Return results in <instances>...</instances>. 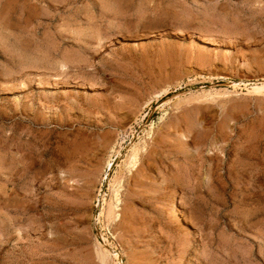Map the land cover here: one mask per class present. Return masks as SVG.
<instances>
[{
  "label": "rangeland",
  "instance_id": "374dc122",
  "mask_svg": "<svg viewBox=\"0 0 264 264\" xmlns=\"http://www.w3.org/2000/svg\"><path fill=\"white\" fill-rule=\"evenodd\" d=\"M257 86L264 0H0V264H264Z\"/></svg>",
  "mask_w": 264,
  "mask_h": 264
},
{
  "label": "bare ground",
  "instance_id": "6f19581e",
  "mask_svg": "<svg viewBox=\"0 0 264 264\" xmlns=\"http://www.w3.org/2000/svg\"><path fill=\"white\" fill-rule=\"evenodd\" d=\"M237 83H234V86L236 85ZM264 88V86H257V87H255L254 89L256 90V91H260V90H262ZM205 97V96H204ZM111 124V123H110ZM202 133V132H201ZM199 135V137L196 135V137H198L199 138V141L201 140V141H203L202 139V135L199 133L198 134ZM212 137V136H211ZM198 141V142H199ZM89 142V141H88ZM102 142V141H101ZM197 142V141H196ZM93 143V142H92ZM91 143V144H92ZM96 143H98V142H96ZM200 143V142H199ZM181 144H183V143H181ZM189 144V143H188ZM210 144V143H209ZM87 145V144H86ZM89 145V144H88ZM97 145V144H96ZM99 145V144H98ZM187 145V144H186ZM244 145V144H243ZM100 146V145H99ZM90 147V146H89ZM185 147V146H184ZM240 147V146H239ZM96 149H97V147H95ZM95 148L93 149V150H95ZM88 149H90V148H88ZM101 149V148H100ZM88 151V150H87ZM133 151V150H132ZM86 152V151H85ZM89 152V151H88ZM88 152H86V153H88ZM137 153H138V149L137 150H134L133 151V153H132V155L130 156L131 157V163L132 164H135V161H136V156H137ZM209 153V152H208ZM89 154V153H88ZM85 157V156H84ZM236 157V156H235ZM138 159V158H137ZM217 155L216 154H213V155H211V158L209 159V160H211L212 162H213V164L212 165H210L211 167L210 168H208V181H210V188H211V190L214 188V185L216 184V175H217V166L215 165V164H217ZM130 160V159H129ZM219 160H221L220 158H219ZM235 160V159H234ZM205 162V161H204ZM219 162V161H218ZM221 165V164H220ZM219 165V166H220ZM236 165V164H235ZM202 166V165H201ZM130 167V166H129ZM207 171V170H206ZM231 175V174H230ZM74 176V175H73ZM218 176V175H217ZM234 177V176H233ZM206 180V179H205ZM232 181H234V180H232ZM238 183V182H237ZM161 184V183H160ZM111 187H112V190H113V201H114V206H115V208L116 209H119V204H120V201H119V199H118V195H119V190H115L114 189V184H111ZM218 188V187H217ZM223 189V188H222ZM213 192V191H212ZM217 197V196H216ZM175 214V213H174ZM114 215H115V218L116 217H118L119 215H120V213H115L114 212ZM187 222V221H186ZM107 248V247H106ZM110 250V249H109ZM108 250V251H109ZM106 252V251H105ZM102 253V255H103V257H106L108 254H106V253ZM110 252H112V250H110ZM112 254H113V252H112ZM114 256H116V257H118V253H114L113 254ZM121 259H120V257H119V262L117 263V264H121V261H120Z\"/></svg>",
  "mask_w": 264,
  "mask_h": 264
}]
</instances>
